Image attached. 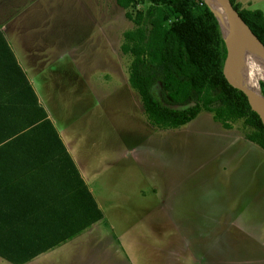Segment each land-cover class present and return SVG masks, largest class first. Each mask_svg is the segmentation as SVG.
I'll return each mask as SVG.
<instances>
[{
	"label": "rangeland",
	"instance_id": "rangeland-1",
	"mask_svg": "<svg viewBox=\"0 0 264 264\" xmlns=\"http://www.w3.org/2000/svg\"><path fill=\"white\" fill-rule=\"evenodd\" d=\"M235 3L264 15V0ZM125 13L115 0H0V30L109 223L37 264H264L254 129L206 111L178 128L151 124L128 81Z\"/></svg>",
	"mask_w": 264,
	"mask_h": 264
},
{
	"label": "trees",
	"instance_id": "trees-1",
	"mask_svg": "<svg viewBox=\"0 0 264 264\" xmlns=\"http://www.w3.org/2000/svg\"><path fill=\"white\" fill-rule=\"evenodd\" d=\"M115 1L134 24L121 51L132 57L128 81L151 124L178 128L202 111L226 129L243 119L254 129L247 139L264 150L259 115L222 73L220 25L204 0H147L134 14L127 10L142 0ZM231 2L264 45L263 12ZM102 218L0 30V257L25 264Z\"/></svg>",
	"mask_w": 264,
	"mask_h": 264
},
{
	"label": "water",
	"instance_id": "water-1",
	"mask_svg": "<svg viewBox=\"0 0 264 264\" xmlns=\"http://www.w3.org/2000/svg\"><path fill=\"white\" fill-rule=\"evenodd\" d=\"M210 0H204L207 6ZM218 8L222 15V21L216 15V12L212 10L215 17L217 18L222 39L225 47V58L222 67V73L226 81L235 89L242 92L251 107V109L256 112L264 126V95L259 91L251 89L246 86L237 76L232 75L230 66L231 61L236 53L237 48L242 42H248L252 44L253 49L258 53L260 59L264 63V45L257 38V36L252 32L250 27L245 23V21L239 15V12L234 8L231 0H216ZM252 104H255L254 107Z\"/></svg>",
	"mask_w": 264,
	"mask_h": 264
},
{
	"label": "bare ground",
	"instance_id": "bare-ground-1",
	"mask_svg": "<svg viewBox=\"0 0 264 264\" xmlns=\"http://www.w3.org/2000/svg\"><path fill=\"white\" fill-rule=\"evenodd\" d=\"M208 4L222 21L217 1L210 0ZM230 70L232 75L237 76L242 83L263 95L260 83H264V63L253 49L252 44L244 41L239 45L231 61ZM252 105L256 106L255 104Z\"/></svg>",
	"mask_w": 264,
	"mask_h": 264
},
{
	"label": "crops",
	"instance_id": "crops-1",
	"mask_svg": "<svg viewBox=\"0 0 264 264\" xmlns=\"http://www.w3.org/2000/svg\"><path fill=\"white\" fill-rule=\"evenodd\" d=\"M32 87H33V86H32ZM33 89H34V91H35V93H36V90H35L34 87H33ZM36 95H37V93H36ZM38 100H39V99H38ZM45 110H46V109H45ZM46 112H47V110H46ZM49 114H52L51 111H50L49 113H47L48 117L50 118ZM50 120H51V118H50ZM51 121H52V123H53L54 126H55V122H54L53 120H51ZM64 145H65V144H64ZM257 147H258V146H257ZM259 148H260V147H259ZM66 149H67V151H68V148H66ZM257 149H258V148H257ZM260 149H261V148H260ZM261 150H262V149H261ZM258 151H259V150H258ZM263 151H264V150H263ZM68 153L70 154V152H68ZM89 190H90V189H89ZM96 203H97V202H96ZM99 204H100V203H99ZM99 204L97 203L98 207H99L100 210L102 211L101 205H99ZM102 213H103V211H102ZM107 220H108V218H107L106 215L103 213V218H102L100 221H98V222L92 224V225H91L90 227H88L87 229H89V228H94L95 225L100 224V223H103L102 225L109 224ZM104 222H106V224H104ZM102 225H100V226H101L102 229H103V226H102ZM109 228H112V225H111V224L109 225ZM87 229H85L82 233H80L79 235H77L75 238H73V239H71V240H68V241H65V242L61 243L60 245L55 246V247H53L52 249L47 250L46 252H44V253L38 255L37 257L33 258L32 260H30L29 262H27V263H25V264H37L38 262H40L41 260L45 259L46 257H49V256L53 255V254H54L53 252H55V253H62V251L64 250V251H63V254L67 253V255H68L69 252H70V250H67V247L70 246L69 243H71V242H73V241H76V239H77L78 237L82 236V235L85 233V231H86ZM70 247H71V246H70ZM71 248H72V247H71Z\"/></svg>",
	"mask_w": 264,
	"mask_h": 264
}]
</instances>
